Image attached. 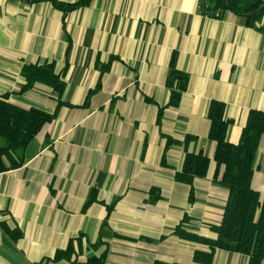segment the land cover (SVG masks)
Listing matches in <instances>:
<instances>
[{"label":"crops","instance_id":"1","mask_svg":"<svg viewBox=\"0 0 264 264\" xmlns=\"http://www.w3.org/2000/svg\"><path fill=\"white\" fill-rule=\"evenodd\" d=\"M210 4L93 0L64 20L51 0H0V96L55 113L0 173V264H90L103 252L105 264H200L207 246L175 230L215 238L229 198L214 179L211 103H224L235 144L249 111H264V15L249 25ZM50 62L65 68L62 104L44 83L21 89L25 65ZM192 152L212 160L191 186L178 174ZM255 166L264 193V135ZM247 263L224 249L213 262Z\"/></svg>","mask_w":264,"mask_h":264},{"label":"trees","instance_id":"2","mask_svg":"<svg viewBox=\"0 0 264 264\" xmlns=\"http://www.w3.org/2000/svg\"><path fill=\"white\" fill-rule=\"evenodd\" d=\"M51 1L63 12L65 20L70 11L88 6L93 0ZM226 11L244 16L249 25H255L264 15V0H211L210 5H204V12L212 16ZM22 75L26 80L22 90L30 89L38 82L44 83L57 95L58 103H63L66 89L65 68L57 71L54 62L27 64ZM186 87L187 76L181 75L178 91H174L170 103L177 106L181 100V91ZM8 97L7 93L0 96V173L20 165L22 160L15 159L16 153L24 149L55 118V113L39 107L25 109L16 106L8 101ZM209 119V137L216 144L213 155L216 162L214 179L229 188L227 205L221 223L211 227L217 235L215 238L189 232L182 225L176 227L175 233L207 246L195 251L194 260L197 263L213 264L216 251L224 249L247 255V264H264V193L255 190L252 185L258 148L264 135V111H249L236 144L227 139L231 121L225 119L224 103H211ZM174 142L169 138L170 144ZM211 160V157L203 153H187L182 171L178 174L179 180L192 186L195 177L207 174ZM193 197L192 190L190 199ZM71 251L70 245L58 257L68 256ZM106 256V252H103L99 257H91L89 263L105 264Z\"/></svg>","mask_w":264,"mask_h":264}]
</instances>
